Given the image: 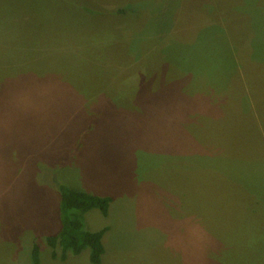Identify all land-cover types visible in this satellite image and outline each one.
<instances>
[{
  "label": "rangeland",
  "instance_id": "1",
  "mask_svg": "<svg viewBox=\"0 0 264 264\" xmlns=\"http://www.w3.org/2000/svg\"><path fill=\"white\" fill-rule=\"evenodd\" d=\"M58 184L101 264H264V0H0V264H92Z\"/></svg>",
  "mask_w": 264,
  "mask_h": 264
},
{
  "label": "trees",
  "instance_id": "2",
  "mask_svg": "<svg viewBox=\"0 0 264 264\" xmlns=\"http://www.w3.org/2000/svg\"><path fill=\"white\" fill-rule=\"evenodd\" d=\"M229 52L225 50L226 54ZM58 190L61 194V229L57 234L47 238L52 257L66 260L70 253L79 255L89 249L90 262L101 264L105 254L103 238L108 229L105 227L98 231L87 230L84 216L94 209H98L103 216H108L111 198L76 191L62 184H58ZM31 260L32 264H42L40 248L36 244L31 250Z\"/></svg>",
  "mask_w": 264,
  "mask_h": 264
},
{
  "label": "crops",
  "instance_id": "3",
  "mask_svg": "<svg viewBox=\"0 0 264 264\" xmlns=\"http://www.w3.org/2000/svg\"><path fill=\"white\" fill-rule=\"evenodd\" d=\"M223 52H224V57L228 55V53L226 54L225 51H223Z\"/></svg>",
  "mask_w": 264,
  "mask_h": 264
}]
</instances>
